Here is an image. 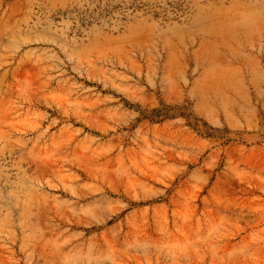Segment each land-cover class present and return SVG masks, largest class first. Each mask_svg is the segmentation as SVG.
I'll return each mask as SVG.
<instances>
[{
	"label": "rangeland",
	"instance_id": "obj_1",
	"mask_svg": "<svg viewBox=\"0 0 264 264\" xmlns=\"http://www.w3.org/2000/svg\"><path fill=\"white\" fill-rule=\"evenodd\" d=\"M0 264H264V0H0Z\"/></svg>",
	"mask_w": 264,
	"mask_h": 264
}]
</instances>
